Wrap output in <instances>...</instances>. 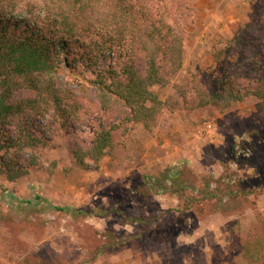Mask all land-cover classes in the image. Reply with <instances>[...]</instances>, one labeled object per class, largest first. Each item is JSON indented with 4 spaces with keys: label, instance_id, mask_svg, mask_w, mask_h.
Instances as JSON below:
<instances>
[{
    "label": "rangeland",
    "instance_id": "obj_1",
    "mask_svg": "<svg viewBox=\"0 0 264 264\" xmlns=\"http://www.w3.org/2000/svg\"><path fill=\"white\" fill-rule=\"evenodd\" d=\"M133 1L183 36L182 68L167 87L153 89L160 99L175 85L207 87L222 72L240 82L260 73L245 71L264 67V0ZM81 70L59 74L76 87ZM85 95L78 96L73 128L61 131L45 121L53 132L38 149V167L13 182L0 173V264H232L238 230L264 219V112L255 99L223 113L212 107L166 112L151 132L135 128L133 145L85 170L69 148L88 144L95 128L116 120L100 110L93 91ZM175 173L186 195L215 192L216 181L229 175L240 180L233 191L247 199L222 211L214 210V200L185 208L169 178ZM67 206L73 211H57ZM127 217L144 218L143 237L141 224Z\"/></svg>",
    "mask_w": 264,
    "mask_h": 264
},
{
    "label": "trees",
    "instance_id": "obj_2",
    "mask_svg": "<svg viewBox=\"0 0 264 264\" xmlns=\"http://www.w3.org/2000/svg\"><path fill=\"white\" fill-rule=\"evenodd\" d=\"M182 44L179 27L145 14L133 0H0V173L13 182L38 167V149L50 142L53 132L45 121L49 118L61 131L73 128L80 118L78 96L89 91L100 110L113 113L116 120L95 128L88 144L75 141L69 148L85 170L98 168L119 147L133 145L131 132H151L166 112L212 107L223 113L251 97L264 112V67L259 66L245 71L260 72L254 78L244 74L239 82L222 72L207 87L195 81L190 87L175 85L172 95L160 99L153 89L167 87L181 70ZM80 68L76 77L83 83L76 87L59 74ZM169 178L179 186L174 193L188 209L214 200V210L222 211L248 195L233 191L240 180L229 175L216 181L215 192L191 195L176 173ZM57 211L73 210L67 206ZM126 219L141 224L138 236L143 237L144 218ZM238 235L240 251L232 264H264V219ZM159 236L168 241L165 233Z\"/></svg>",
    "mask_w": 264,
    "mask_h": 264
}]
</instances>
